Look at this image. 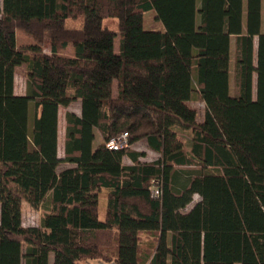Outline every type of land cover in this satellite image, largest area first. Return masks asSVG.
Instances as JSON below:
<instances>
[{"label": "trees", "instance_id": "16d2710c", "mask_svg": "<svg viewBox=\"0 0 264 264\" xmlns=\"http://www.w3.org/2000/svg\"><path fill=\"white\" fill-rule=\"evenodd\" d=\"M151 10L163 30L145 27ZM107 18H117L115 29ZM19 29L35 43L20 47ZM69 45L74 57L60 55ZM25 63L27 93L18 95L15 71ZM197 95L202 120L188 104ZM78 99L61 158L59 107ZM124 132L129 146L145 140L158 158L107 147ZM25 203L43 211L39 225L24 224ZM88 259L264 264L262 0H0V264Z\"/></svg>", "mask_w": 264, "mask_h": 264}, {"label": "rangeland", "instance_id": "374dc122", "mask_svg": "<svg viewBox=\"0 0 264 264\" xmlns=\"http://www.w3.org/2000/svg\"><path fill=\"white\" fill-rule=\"evenodd\" d=\"M151 12V13H150ZM155 11L154 10H151V11H148L145 13V16H146V21L148 24H151L152 27L151 29L152 30H163L164 29V25L162 23V21L156 19L155 20V24H154V13H152ZM156 14V13H155ZM262 18H263V23H264V0L262 1ZM72 20V19H71ZM69 20V21H71ZM105 25L115 29L118 25L117 23V18H107L105 19ZM119 33V32H118ZM116 44L118 47V41H119V37L116 38ZM17 42H18V45L21 47H27L29 45H31L33 42L35 43V40L34 38L29 35L27 32L19 29L17 31ZM72 49V47H70ZM43 49L45 52H50L51 50V47L49 46L48 42H46L44 45H43ZM234 52H232V63H231V86H232V93H235L237 91L236 89V84H235V79H234V73H235V58H236V48L234 47L233 48ZM25 67L24 65H21L19 66L18 68H16V71H15V85L17 87V94L18 95H21V85L22 83L25 81ZM255 87H256V78H255ZM116 95H117V91H116ZM188 104L195 108L198 112V118L199 119H203L204 118V115H205V112H206V104L205 102H203L199 97L198 95L195 96L193 98V100L189 101ZM23 111L26 112V110L24 109V107L22 108ZM22 111V117H25V114L24 112ZM33 112V111H32ZM62 112H63V109H62ZM30 115V108L26 114V116ZM32 117V115H31ZM20 120H21V115H20ZM180 135H181V138L183 140H185L187 142V144H189V134H185V133H181L180 132ZM127 148H130V149H135V150H140V151H144L146 152V156L145 157H142L141 160L142 161H147V162H152L154 161L156 158H158V154L154 151H152L148 145H147V142L145 140H140L138 141L137 143H135L134 145H131ZM126 158V157H125ZM125 161H129L128 158L125 159ZM102 196H104V193L101 194ZM200 199V196L199 195H195L194 196V201L192 204L189 205L188 208L192 207V205L197 202L198 200ZM104 198L102 199L101 201V208H100V213H101V216L103 217V213H104ZM23 213H24V216H23V221H24V224L26 226H35V225H39L40 222H41V219H42V214H43V211H36L34 209H32L27 203L24 204L23 206ZM101 217V218H102ZM141 238H142V242H143V249L145 250L147 248V243L145 244L146 241H148L151 237L149 236V233L147 232H143L141 234ZM81 264H107L101 260H97V259H88V260H85V261H81Z\"/></svg>", "mask_w": 264, "mask_h": 264}, {"label": "crops", "instance_id": "0c3cea01", "mask_svg": "<svg viewBox=\"0 0 264 264\" xmlns=\"http://www.w3.org/2000/svg\"><path fill=\"white\" fill-rule=\"evenodd\" d=\"M152 13H154V12H152ZM154 15L155 16H154V21L153 22L155 24V20L157 18H156V14L155 13H154ZM146 16L144 14L145 27L147 29H151L152 25L147 23ZM263 28H264V23H263ZM117 37H119V41H118V47H116L117 44H116V41H115V51L117 53H119V51H120V34L119 33L117 34ZM70 47H72V49ZM234 47L236 48L235 41L233 40L231 52H234V50H233ZM45 53L50 54L51 52H45ZM59 54L62 55V56H65V57H74V54H75L74 48H73L72 45H69L67 47V49H65L63 52H59ZM231 57H232V55H231ZM231 63H232V59H231ZM22 65H24V67H25V69H24L25 70V81L21 85V95H26V93H27V78H28V76H27V64L25 63V64H22ZM118 85H119L118 84V81L115 80L114 81V86H113V95L115 97L118 95V88H119ZM15 91L17 92L16 85H15ZM116 91H117V95H116ZM29 108H30L29 122H31V120L34 118V115H35V107H34V105H33L32 102L30 103ZM62 109H63V112H62ZM68 111L74 112L77 115H81V113H82V100L81 99H78V100L74 101L73 103H71L67 107H65L63 105H61L59 107V115H58V154H59V157H61V158L65 157V154H66L67 126H68V123H67V112ZM31 115H32V117H31ZM200 120H202V119H200ZM103 141H104L103 135L101 134V132L98 129H96L95 130L94 146L100 145ZM126 158L129 159L128 162L125 161ZM126 158L124 159V163L126 165L133 164V161L129 157H126ZM66 166H70V165L68 163H63L61 165V168L66 167ZM103 193H104V196L101 195ZM101 194H100V202H99L100 203V206L99 207L101 208V201H102L103 198H104V201L105 202H104V213H103V217L101 216V213H100V217L104 218L105 211H106V202H107L108 194H107L106 190H103L101 192ZM97 260H99V259H97Z\"/></svg>", "mask_w": 264, "mask_h": 264}, {"label": "built area", "instance_id": "2783aa9c", "mask_svg": "<svg viewBox=\"0 0 264 264\" xmlns=\"http://www.w3.org/2000/svg\"><path fill=\"white\" fill-rule=\"evenodd\" d=\"M107 147L114 150H121L129 146L128 133L124 132L117 137H113L107 141ZM161 189L159 186L155 187L152 191L153 197H159Z\"/></svg>", "mask_w": 264, "mask_h": 264}]
</instances>
